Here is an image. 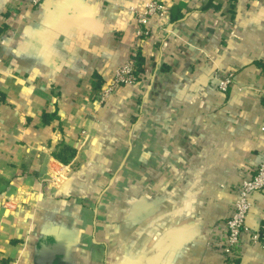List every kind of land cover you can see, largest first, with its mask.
Listing matches in <instances>:
<instances>
[{"label":"crops","instance_id":"crops-1","mask_svg":"<svg viewBox=\"0 0 264 264\" xmlns=\"http://www.w3.org/2000/svg\"><path fill=\"white\" fill-rule=\"evenodd\" d=\"M150 1L0 0V264H227L214 228L264 162V0H157L140 39ZM251 203L236 264H264Z\"/></svg>","mask_w":264,"mask_h":264},{"label":"built area","instance_id":"built-area-1","mask_svg":"<svg viewBox=\"0 0 264 264\" xmlns=\"http://www.w3.org/2000/svg\"><path fill=\"white\" fill-rule=\"evenodd\" d=\"M26 1L36 7L43 0ZM168 15L169 7L165 3L157 0L148 2L145 10L137 13V34L139 38L143 39L151 34L150 27L155 18L167 17ZM140 81L139 58L134 53L133 58L118 69L110 81L105 83L107 86L100 91H96V93H99L98 104L104 105L108 96L120 86L139 84ZM230 83L231 77L228 76L220 82V89L226 91ZM262 190H264V162L254 169L249 176L241 180L236 189L237 200L233 213L214 228L213 237L215 242H213V245L221 248L227 264H236V260L241 254L243 236L248 230L247 222L252 206L251 196ZM252 238L257 239V235L253 234Z\"/></svg>","mask_w":264,"mask_h":264},{"label":"trees","instance_id":"trees-1","mask_svg":"<svg viewBox=\"0 0 264 264\" xmlns=\"http://www.w3.org/2000/svg\"><path fill=\"white\" fill-rule=\"evenodd\" d=\"M140 65H141V61H140L139 67H140ZM140 70H141V68H140ZM98 90H100L99 87L96 88V91H98Z\"/></svg>","mask_w":264,"mask_h":264}]
</instances>
